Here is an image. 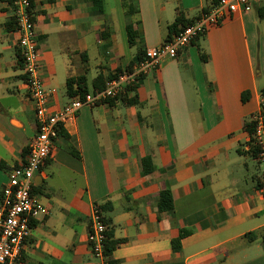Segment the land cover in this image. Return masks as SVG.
Wrapping results in <instances>:
<instances>
[{
    "label": "crops",
    "instance_id": "crops-1",
    "mask_svg": "<svg viewBox=\"0 0 264 264\" xmlns=\"http://www.w3.org/2000/svg\"><path fill=\"white\" fill-rule=\"evenodd\" d=\"M29 1L40 78L56 111L79 94L67 93L68 79L83 78L94 93L170 40L177 18L194 21L217 2ZM251 1L133 90L81 108L58 128L33 181L46 215L33 220L18 264H98L87 235L93 206L104 205L117 264H264V162L246 129L264 91V19L256 14L264 0ZM18 36L10 0H0V195L36 135ZM166 189L169 212L157 208Z\"/></svg>",
    "mask_w": 264,
    "mask_h": 264
},
{
    "label": "built area",
    "instance_id": "built-area-1",
    "mask_svg": "<svg viewBox=\"0 0 264 264\" xmlns=\"http://www.w3.org/2000/svg\"><path fill=\"white\" fill-rule=\"evenodd\" d=\"M13 7L15 28L18 33L17 46L22 61L27 95L34 107L36 135L30 142L25 160L11 169L8 181L0 195V264H18L26 241L33 230V220L46 215L45 208L33 196L34 177L40 173L52 152V143L58 128L75 120L79 110L93 107L121 96L138 80L154 71L161 62L173 60L178 52L190 45L194 39L219 26L225 15L234 16L252 9L251 0H217L216 4L202 12L191 24L181 28L172 38L156 48L147 49L142 61L130 69L108 80L101 90L78 94L60 110L50 108L52 91H47L40 78V66L34 23L30 14L29 0H10ZM264 91L260 95V108L252 116L253 146L255 159L264 162V122L260 113L264 106ZM260 192L264 196V171L261 174ZM106 226L98 206H93L87 242L98 264H106L103 255Z\"/></svg>",
    "mask_w": 264,
    "mask_h": 264
},
{
    "label": "trees",
    "instance_id": "trees-1",
    "mask_svg": "<svg viewBox=\"0 0 264 264\" xmlns=\"http://www.w3.org/2000/svg\"><path fill=\"white\" fill-rule=\"evenodd\" d=\"M127 10L128 11L131 10V7L129 6ZM256 14H257V17L259 19H264V4L262 6H259L256 9ZM126 15H128V14L126 13ZM192 22L193 21H189V22L184 23L183 20H182V18H177L168 27V35L170 36V34H172V36H174L175 34H177L181 30L182 27H184L186 25H189ZM178 25H181V27L178 28ZM126 33H127L128 43H129L130 46H132L133 43H134V39L136 37V31H135L134 26L132 24L126 25ZM170 39H171V37H170ZM143 56H144V53H143V55L141 57L138 55L136 57L135 61L129 66V68H131L134 64L139 63L140 61H142ZM116 75H118V73H116L112 77H115ZM112 77H110V78H112ZM100 79L101 78H99V77L96 78L95 79V82L99 81ZM74 83H77V86H78L76 92H73L72 91V85ZM82 83H83V78H81V77L80 78H77V79H74V80L73 79H68L66 81V90H67V93L70 94L71 96L74 95V93H79L81 95L84 94V93H86L87 91L85 90V88L82 87ZM104 85L105 84H103V86H101V88L99 87L98 90L103 89ZM134 87H131V88H128V89L133 90ZM244 96L245 95H242V98ZM260 113H261V115L263 117V122H264V106L261 108ZM246 129L250 132V134H252V132H253V122L252 121L249 124L246 125ZM104 206L103 207H100V208L98 207L99 210H100V212L103 211L104 209L106 210V209L109 208V206H107V205H106V207H104ZM157 208L160 211H167V212L172 211V198H171L170 191L168 189L162 191L159 194V196L157 198ZM102 222L107 227V229H106V231L104 233L105 240H104V243H103V255L105 257L106 264H117L112 259V252H113V250H114V248L116 246V241L113 239V235H112L111 228H108L110 221H109V219L104 218L102 216ZM263 240H264V237H263Z\"/></svg>",
    "mask_w": 264,
    "mask_h": 264
}]
</instances>
